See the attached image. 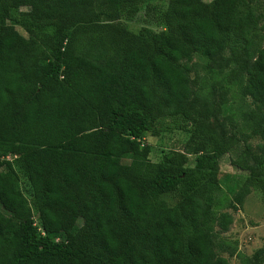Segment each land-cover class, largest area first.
Here are the masks:
<instances>
[{
  "label": "trees",
  "instance_id": "obj_1",
  "mask_svg": "<svg viewBox=\"0 0 264 264\" xmlns=\"http://www.w3.org/2000/svg\"><path fill=\"white\" fill-rule=\"evenodd\" d=\"M153 1L0 0V264H229L218 251L250 264L219 235L228 209L264 194V142L248 157L264 140L259 9L166 0L169 31L123 27ZM218 89L230 135L205 123ZM166 120L189 125L193 167L174 152L150 161L142 142ZM239 147L245 178L221 191L219 162Z\"/></svg>",
  "mask_w": 264,
  "mask_h": 264
},
{
  "label": "rangeland",
  "instance_id": "obj_2",
  "mask_svg": "<svg viewBox=\"0 0 264 264\" xmlns=\"http://www.w3.org/2000/svg\"><path fill=\"white\" fill-rule=\"evenodd\" d=\"M98 3L104 4L106 0H96ZM210 2L212 0H204ZM166 0H154L150 2L142 12L132 17H124L121 21L123 27L133 33L152 37L155 34L167 32L169 29L165 26L161 13L165 8ZM255 4L259 9L260 25L264 28V0H255ZM25 9V8H23ZM23 36H27L25 31L20 27L16 28ZM192 62H197L201 68L207 65V59L201 54L193 55ZM193 77V74H191ZM224 95L221 89L215 94L211 103L212 117L206 121V125L219 133L225 132L230 135L234 132L232 125L228 122L227 113L224 111ZM180 125V127H178ZM184 124L174 123L172 120H166L164 125H160L159 129L153 133H148L145 137L144 143L150 148V161L160 162L166 153L174 152L182 154L187 157L185 167H193L198 155L189 151L191 146L190 134L183 128ZM189 125L185 127L188 129ZM264 140L261 135L253 136L249 140L251 151L248 153L250 164L257 162L251 157H257L260 161L261 156L256 150V145L263 143ZM241 147L235 152L224 155L215 172L216 186L221 191H226L230 185L241 183L245 174L236 170L231 166L230 161L240 153ZM131 154L128 153L122 157L123 163L131 162ZM19 186L24 196L30 200L32 197V190L24 178H20ZM175 202V197L168 199V204L172 205ZM233 217V224L229 231L220 234L219 237L223 240L234 243L238 251L249 259L250 264H264V194L258 191H251L245 198L241 207H233L227 210ZM35 225L40 227L37 217L35 218ZM81 225V222L78 224ZM56 240H61L58 236ZM219 256L228 260L229 264H241V261L235 255L228 252L218 251Z\"/></svg>",
  "mask_w": 264,
  "mask_h": 264
}]
</instances>
